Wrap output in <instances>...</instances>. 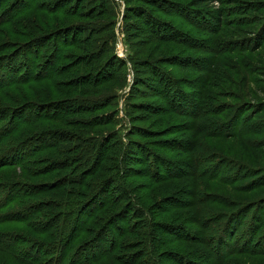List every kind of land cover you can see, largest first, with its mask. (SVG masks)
<instances>
[{"label": "rangeland", "instance_id": "obj_1", "mask_svg": "<svg viewBox=\"0 0 264 264\" xmlns=\"http://www.w3.org/2000/svg\"><path fill=\"white\" fill-rule=\"evenodd\" d=\"M36 1L46 0H0V129L13 127L0 143V155L18 145L20 150L6 155V161H20L23 152L41 146L34 156L22 157L23 165L3 166L0 182H19L28 192L36 191L15 202L13 209L45 199L54 204L42 205L24 221L20 212L9 219L2 205L6 190L0 192V264H264V224L250 222L259 213L264 222V42L256 38L264 29V3L206 0L199 6L196 0H120L116 12L113 0H106V7L96 0V13L102 16H92L87 15L88 0H47L49 12L29 10L21 16L24 24L18 20L14 24L15 14ZM173 3L208 10L215 21L216 15L223 14L224 19L215 26L200 17H187ZM251 6L256 10L247 8ZM140 9L174 27L175 37L151 33L144 13L137 12ZM89 22L109 23L110 30L86 32L79 45L61 47L68 56L61 62L65 70L53 80H38L39 74L34 75L47 55L45 47H39L37 57L32 38L53 32L61 38L60 31ZM114 30V41L109 39L106 47L112 49L98 55L104 37ZM211 45L217 52L211 51ZM118 55L125 66L117 69L116 64L109 70L101 66ZM136 61L159 63L168 82L178 83L188 93L181 100L186 110L193 98L196 116L175 110L165 99L170 96L166 91H150L156 96L136 93L126 100L134 94L136 79L148 76L139 71ZM208 66L207 75L203 67ZM45 70L49 71L43 69V77ZM112 73L111 80L96 84L89 93L73 83L91 75L105 80ZM75 99L87 100L81 106H89V111L81 116L96 120L92 134L88 132L91 122H79L82 126L74 122L81 114ZM69 103L79 111L64 106ZM242 106L248 111L245 115L258 120L254 123L258 133L246 142L220 138V131L236 129L241 123ZM53 110L61 115L51 116ZM232 118L234 126L228 127L226 122ZM79 131L88 132L90 138L84 140L87 136ZM115 133L122 144L115 142L107 150L103 142V149L91 158L96 161L91 176L73 184L69 178L77 174L73 172L77 157L83 152L87 156L99 144L102 138L96 136L113 139ZM47 137L54 140L46 141ZM251 140L256 148L249 144ZM130 141L148 151L132 149ZM130 147L134 153L121 159V149L127 152ZM223 159L235 164L222 166ZM170 161L180 162L171 166L172 173ZM66 166H73L72 170ZM156 167L161 176L154 173ZM80 191L88 194L83 198ZM240 212L247 213L245 225L227 220L231 213ZM210 219L214 220L204 224Z\"/></svg>", "mask_w": 264, "mask_h": 264}, {"label": "trees", "instance_id": "obj_2", "mask_svg": "<svg viewBox=\"0 0 264 264\" xmlns=\"http://www.w3.org/2000/svg\"><path fill=\"white\" fill-rule=\"evenodd\" d=\"M79 1H85V0H79ZM204 1H206V0H196L197 5H199V6L203 5ZM46 2H47V0L44 1V3H46ZM117 2H121V1L120 0H113V3H111V6L114 7V9L116 10V12H117V9L116 8H118L117 7L118 6V3ZM258 2L259 3H264V0H259ZM44 3H41L39 1H36V2H34L32 4H30L29 7L27 6V8L24 9L23 11H20L17 15L15 14V19H14L15 22H14V24H17V20H18L19 23L20 22H23V24H24V20L22 19L21 16H23V14L29 12V10H32L33 11V10L37 9V10H41V11H48V8H47L46 5H44ZM88 3H90L89 5H90L91 11H89V13H87V15L90 14V15L93 16L94 13L98 12V9H97L98 8L97 7L98 6V2L96 0H88ZM105 3H106V0H100L99 1V5L100 6L103 5L102 7H104V6L106 7V4ZM77 4H79V2ZM173 4H174V7L177 8V11H179V10L182 11L183 10L182 13L185 14L187 17H189V15L193 16L194 18H199L200 17L201 19H203L205 21L206 20L207 21H210L211 24L213 23V24H215V26H219L220 25L219 23H221L223 21V19H224L223 14H221L220 16H217L216 15V17L218 18L217 19L218 21H215V19H214L215 18V15L211 14V12L208 11V10H204V9L199 8V7H194V8L193 7H189L187 5H183V3H173ZM159 5H161V3ZM57 7L59 8V6H57ZM62 7H64V6H62ZM76 7H77V5H76ZM247 8L253 9L254 11L256 10V6H251V7H247ZM258 9L261 10V11H262V9L264 10V8H262V9L261 8H257V10ZM137 12H139V14H143L144 13V16L147 19V23L150 24L151 33L152 32L153 33H157V34L158 33H162V34H160L161 35L160 36L161 38L175 37L174 34H175V30L176 29L174 27L168 25L167 23H165L163 21H160L159 18L155 17L156 15L150 14V11L149 12H145V10L140 9ZM112 13H115V12L112 11ZM99 14H97V15L98 16H102V14H100V15ZM126 14H128V9H125V14L124 15L126 16ZM28 21H30V20H28ZM6 22H9V20L6 21ZM263 23H264V20L262 21L261 26H262ZM108 24H106L104 26H102L101 23L100 24L96 23V26H94V25H91V22L87 23V25H84V26L82 24H79V25H77L76 27H74L72 29H69V30L68 29H64V30L60 31L59 37L61 36V38H58V36L54 32L53 33H45L44 35H39V36L33 37L32 38V44H33V46L36 45L37 57H40L39 50L41 48L39 49V47H45V53L47 55L44 63H42L41 66H40L41 69H38L36 71V73H35L34 76L36 77L39 74L38 80H43L45 78L47 80L48 79L53 80L56 77V75H59L60 73H62L65 70V68L67 67L63 63H61V62H64L65 59L68 57V56L66 57V55L63 54V51L61 50V47L67 46V45L69 47L75 46V45H79L80 43L83 42L82 41V38L84 37L83 35H85L86 32H89V34L90 33H96L98 31H100V29L103 32H109V30H110V26L109 25L110 24L109 25ZM28 25H32V22H30ZM99 25H101V26L98 28ZM14 26H17V25H14ZM259 32H258L259 34L258 33L256 34L257 35L256 38L257 39L259 38L260 39V42L262 43V42H264V29H262V30L259 29ZM114 36H115V30L112 33H107L106 37H104L105 39H103V42L98 47V48H100L98 55H103V53H106V52H108L109 50L112 49V46L110 47L109 50H107L106 47L108 45V40L109 39H113V41H114ZM67 38H71V39L65 45V44L62 43V41H64L66 43L67 42ZM258 45H260V44H258ZM52 47H53L54 51L51 52L50 49ZM211 51L217 52V49L215 48L214 45H211ZM208 58H210L209 60H213V57H208ZM217 58H218V55L216 56V60L214 62V71H213L214 73H216V70H217L216 69L217 67H215L216 66ZM96 62L99 64V62H101V59L98 60V61L96 60ZM57 64L59 65V67L57 66ZM100 64H102L101 66H104L105 65V67H104L105 70H109L110 68H113L116 64H117V66H116L117 69H119L121 67V65L122 66H125L126 65L125 60L122 57H120L119 55L117 57H115L114 59L107 60V64L106 63H100ZM135 65L137 67L139 65L140 66L139 67V71L140 72H145V74L148 73V76L145 77L144 79H142V78H137L136 79V83H135L136 86L134 88H132V90L134 91L133 92L134 94H132V93L131 94H128L126 100L128 99L130 101V99L132 97L137 96L136 93H140L141 95H143L142 93H150L151 95L156 96L154 92H156V91H166L167 94H170V96L167 97V98H165V96H164V98L168 101L169 104L174 105L176 107L175 110L182 111V112L185 111L188 115H191L193 117L196 116L195 114L198 111L194 108L195 105H196V103L194 102L193 98L192 97L190 98V104H191L192 107H190L189 109L186 110L185 109V106H183V102L181 100L183 99V97L185 95H188V93L184 92V90L178 85V83L168 82L169 80L166 79V77H167L168 74L165 71L162 70V67H161V65L159 63L157 64V63L150 62V61H145V62L143 61V62L139 63V62L136 61L135 62ZM203 68L207 70L205 74L208 75L209 74V66L208 67H203ZM43 69H48L49 70V71L45 70V71H47L46 72V75L47 76H45V77L42 76ZM97 70H99V68ZM31 72L32 71L30 69H28V67H27V74L30 75ZM40 73H41V76H40ZM97 74H100V73H97ZM113 74L114 73L110 74L105 80H102V79L100 80L99 78H97L98 75H93V76L91 75V78L90 79L89 78H85V79H82V81L81 80H79L77 82L74 81L73 83L74 84L79 83L80 86L84 87V88H82L80 90H83L84 91V89H85V90H87L86 92L89 93V92H91L94 89V86L96 84L102 83V82H105V81H108V80H111V77L113 76ZM33 79H36V78H33ZM161 85L163 87H161ZM171 89H172V91H171ZM150 91H154V92H150ZM151 95H148V96L149 97H152ZM176 96L178 97V99L179 98L180 99L178 100L176 98ZM118 100H119V98L117 99V104H119V101ZM82 101H87V100H83V99H75L74 100V103L80 108V112L79 113H81L76 120L74 119L75 120L74 122H78V125L79 126H82V124H80V123H89V122H91L90 129H89L88 132H90V134H92L91 133L92 132L91 131V126H92V123H93V125L96 123V120H93L94 122H92V120H90V119H87V120L85 119L84 120L82 118V116H81L82 113H84L85 111L86 112L89 111V106L88 107L81 106V102ZM177 101H180V102L177 103ZM104 103H108V102L105 101ZM127 104H128V101H127ZM72 105L73 104L69 103V104L64 105V106L65 107H70L71 106V110L79 111V108L78 107H73ZM128 106H129V104H128ZM179 106L182 107L183 109L180 108ZM90 108H92V106ZM48 109H51V108H48ZM241 109L244 111V114H242V117H241L240 114H238V117H240V121L238 120V122H241V123H237V128L236 129L227 130L226 132L220 131V138H226V137L236 138L237 137V139H242L243 142H246L245 141L246 140L245 138H250L252 135H256L258 133V126H255L254 125V123H257L258 120L257 121L256 120L254 121L255 118L253 119V117H251V115H249V114H246L245 115V113L248 112L247 109H246V107H243L242 106ZM47 111H49V110H47ZM53 111L55 113H53V115H51V116L58 117L59 115H61V114H59L58 110L57 111L56 110H53ZM65 112H66V110H65ZM212 113L211 114L214 115V112H212ZM54 115H57V116H54ZM233 115L234 114H232L230 117H232ZM40 116H42V115H40ZM79 118H82V119L80 120ZM129 119L131 120V116H130ZM233 119L234 118H232L231 121L229 120L228 122H226V124L228 125V127L231 126V125L234 126V124L232 122ZM109 120H110V118H109ZM111 122H116V121L114 119H112ZM0 124H1V122H0ZM1 126H3V125H0V128H1ZM244 127H245V129H244ZM12 128L13 127L10 126V127L6 128V129H2V130L0 129L1 130L0 131V143H2L3 141L6 140L5 137L7 136V133L9 132V130H10V134L13 132ZM88 132H86V131H79L80 135L87 136V137H82L84 140L90 138L89 135H88ZM252 133H256V134H252ZM99 137L102 138V139H100L99 144L96 147L93 148V146L91 147L89 145L91 148H90V152H88L87 156L84 157V154L86 152H83L84 154L82 156H78L77 159L75 160V163L74 164L76 166L74 165L73 172H76L77 174L73 176V179L72 178H69V179L72 180V183L73 184H75L76 181H81L82 182L83 179L86 180V177H90L91 176V174H92V171H91L92 170V167L96 163V161L95 160H91V158L96 154L97 151H100L101 149H103L102 148L103 142H106L107 143V150H108V146L113 147V144H115V142H117V143L120 142V145L122 144L121 138L118 136V133H115L113 139L110 138V136H109V139L107 138V136H103V137L102 136H96V138H99ZM53 138H54V134H53ZM53 138L52 137H47L46 138V141L48 139H53ZM57 140L59 142L62 141L61 138H60V136H59V138H57ZM110 140H112V143H108V142H110ZM248 142H249L250 145L255 146V148H256V145L257 144L254 143L255 140H251V141H248ZM49 143H51V144L54 145L55 142L53 141V143H52V142L49 141ZM129 144L132 145V149H137L138 152L141 151V149H144V151L147 150L142 145L136 146L135 142H132L131 143V141H130ZM18 148H19L18 145H16V146H14L12 148L7 149V151H4L0 155V169L3 166L9 167V168H13L14 165H16V164L23 165L22 164V160H23L22 157H24L26 155H29V154L31 156H34L35 154H37L38 151H40L41 146L40 145L38 147L37 146L36 147L34 146L33 147V150H31V152L29 154L23 152L22 154H25V155L19 158L20 161L13 160V159L6 161V155L11 156L13 154H16L17 150H20ZM104 148H105V146H104ZM126 148L121 149V151L123 152L121 159L124 158L123 156L129 158L130 155H132L134 153L132 151L131 147L127 149V152H126ZM66 150H68V149H66ZM79 154H81V152ZM105 156L106 155L103 154L102 160L104 159ZM211 156L215 157L213 155V153H212ZM158 157L159 156H157L155 154V156H154L155 161L154 162H156V160H157ZM133 159L135 161L138 158L135 159V157H132V160ZM139 160H140V158L138 159V161ZM226 160L227 159L220 160L221 163H222V166H224L226 163L227 164H235L234 162H230L229 160H227V161ZM90 161H91V163H90ZM177 163H180V162L170 161L168 163L167 166H168V169L170 168L169 169V172L170 173H172L171 170H173V169H171V166L177 165ZM59 164H60V162H57V165L58 166H59ZM65 165H67V164L66 163L63 164V166H65ZM68 167L66 166L65 169L66 170H68V169H71L72 170V167L73 166H71L70 168H68ZM158 168L159 167H156V169H154V173L157 174V175H160V172H159V169ZM56 170L59 171L58 169H56ZM120 173H122V172H120ZM204 173H206V169H204L202 171V174H204ZM69 175L70 174L68 172V176ZM74 177H76V178H74ZM69 188H72V186H70ZM5 190H6V192L4 193V195L2 197L3 200H4V203L2 205H4V207H7V214L6 215L9 217V219L11 218V215H13L12 214L13 212L14 213L15 212H18L19 213L20 212L21 215L24 216L23 217V221H24V220L27 219V217L33 215L32 211L37 210L42 205H49V206L52 207V203L54 204V201L51 203L52 200L45 199L43 201L37 200L35 202H31V204L26 205V207H24V208L22 207V208L13 209V208H11V206L15 202H17L20 199H22L24 197H27L28 195L32 194L31 191H33V193H36V191L30 190L28 192L26 190V188L24 189L23 186H22V184H20L19 182H17V183H15L13 181L12 182H10V181H8V182H0V192H4ZM66 190L69 191L68 188ZM80 193L82 194L81 197H83V198L88 194V193L87 194L84 193V191H80ZM115 201H116V199L113 202H115ZM79 202H80V200H79ZM190 205L192 206L193 203H190ZM82 208H85V206L83 205ZM246 211L247 210H244L243 212H246ZM259 211L260 210L258 209L257 212H259ZM243 212H240V213L235 214V215H233L231 213L227 217V220L230 221L231 219H233V221L235 222L236 226L245 225L246 221L248 223V220L245 219L246 217L243 219V217H244V214L246 215L247 213H243ZM248 213L249 214L252 213V217H254L253 210L252 211L249 210ZM78 215H79V213H78ZM257 215H258V213H257ZM259 215H260V217L254 218V219H251L250 220L251 224L253 223L252 225L264 224L263 220L261 221L259 219V218H262V216H261L260 213H259ZM59 216H60V214L57 215V216L52 215L51 216V220L58 219ZM222 218H224V217H222ZM199 219L202 222V220H203L202 214L200 215ZM214 219H216V217ZM214 219L207 220V221L204 222V224H207L208 221H213ZM196 223H197V221H196ZM252 225H250V226H252ZM25 264H28V263L26 262ZM155 264H158V263L155 262Z\"/></svg>", "mask_w": 264, "mask_h": 264}]
</instances>
